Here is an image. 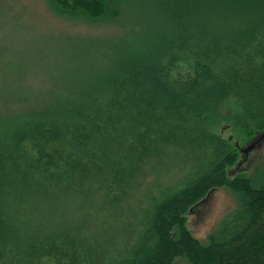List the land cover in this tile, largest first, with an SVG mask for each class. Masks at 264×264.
I'll list each match as a JSON object with an SVG mask.
<instances>
[{"label":"trees","instance_id":"trees-1","mask_svg":"<svg viewBox=\"0 0 264 264\" xmlns=\"http://www.w3.org/2000/svg\"><path fill=\"white\" fill-rule=\"evenodd\" d=\"M45 1L92 22L131 12L144 40L122 33L98 68L78 55L83 76L46 102L13 93L0 264H264V168L228 177L238 146L213 127L233 96L240 144L264 130V0ZM217 187L236 205L201 242L186 213Z\"/></svg>","mask_w":264,"mask_h":264},{"label":"rangeland","instance_id":"rangeland-1","mask_svg":"<svg viewBox=\"0 0 264 264\" xmlns=\"http://www.w3.org/2000/svg\"><path fill=\"white\" fill-rule=\"evenodd\" d=\"M122 21L124 25L69 19L53 13L45 0H0V115L9 111L15 92L26 102L43 103L63 81L82 77L75 64L78 55L85 53L97 68L103 65L101 53L122 33L137 38L139 46L144 24L131 12ZM235 108L236 101L229 96L213 114L214 130L238 146L237 158L226 168L228 177L264 168V130L241 145L226 121ZM235 205L236 195L229 188H212L188 210L186 226L205 242L217 221ZM172 264L186 263L176 258Z\"/></svg>","mask_w":264,"mask_h":264}]
</instances>
